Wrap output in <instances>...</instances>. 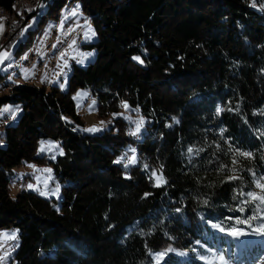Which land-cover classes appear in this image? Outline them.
Wrapping results in <instances>:
<instances>
[{
	"label": "trees",
	"instance_id": "1",
	"mask_svg": "<svg viewBox=\"0 0 264 264\" xmlns=\"http://www.w3.org/2000/svg\"><path fill=\"white\" fill-rule=\"evenodd\" d=\"M75 2L94 27L97 39L80 42L94 59L71 67L66 91L35 84L40 70L29 62V79L0 97V108L23 109L0 136V229L18 230L16 263L155 264L151 254L164 251L163 264H206L209 251L232 253L241 242L226 231L256 232L263 211L240 193H259L252 173L264 176V0H53L39 27ZM17 17L8 45L24 24ZM80 88L96 97L99 117L120 114L126 102L145 130L132 135L122 116L99 134L74 130L84 124L73 97ZM47 138L63 147L54 161L37 154ZM127 147L137 164L115 162ZM24 163L53 166L59 202L12 194Z\"/></svg>",
	"mask_w": 264,
	"mask_h": 264
},
{
	"label": "rangeland",
	"instance_id": "2",
	"mask_svg": "<svg viewBox=\"0 0 264 264\" xmlns=\"http://www.w3.org/2000/svg\"><path fill=\"white\" fill-rule=\"evenodd\" d=\"M52 1L53 0H45L41 3L39 9L29 10L30 16L27 15V19H25L24 24L21 25L17 37L9 45L7 42L11 35V31L9 37L5 39L4 35L6 34L7 36V24L3 19H0V51H11V58L6 60L3 66H0V97L5 92H9L12 88V86L6 88L8 84L11 85L12 82L23 84V78L21 76L25 75L27 72L36 70L30 69L34 65L40 70V74H36V77L33 78L35 84L46 86L47 89H50L52 86H58L66 91L68 88L71 67L74 64L79 67H86L88 63L94 59V50H85L80 46V42H94L97 37L90 18L81 10L78 2L64 5L61 9L59 18H49L39 27V21L42 18V15L47 12L49 4ZM74 9L78 11V15L69 16L67 20H64V17ZM18 20L19 17L16 18V22H18ZM62 20H64L63 29L60 27ZM35 29H38V31L34 43L27 46L20 54L17 53L18 46L25 40L28 31ZM86 32L94 33V35L88 39L85 37ZM82 37L83 40L81 41ZM73 41H75V44L72 43ZM33 56L36 57L35 61L34 58L32 59ZM80 60H83V63L78 62ZM29 62L32 64L31 67L29 66ZM65 62L67 64L66 67ZM8 64H10L11 67H7ZM61 69H63V72H61ZM38 76H40V79L37 78ZM61 85H63V87H61ZM73 97L77 112L81 114L84 120L83 125H75L74 130L76 131L88 134H99L108 129L113 124L114 119L118 116H122L127 120L131 124V131H134L136 122L141 120L139 115H137L131 108L123 109L120 114H111L105 118L99 117L97 114V99L92 95L91 91L86 88H80L77 90L73 94ZM9 106L12 109L19 108L20 111L16 114L13 123H10L12 117L10 111H3V113L0 114V136L4 124L8 126L16 124L22 114L23 109L19 104L7 103L4 104L0 110ZM92 126H96L102 130L94 133L83 131V129ZM142 127L145 130V124H143ZM41 141L52 142L53 144L59 145V148H56L53 151H40L39 143L38 156L42 157L46 155L50 160L54 161L59 155H61L59 154V149H63V147L60 141L50 138L42 139ZM133 150L136 157V163H128V158L133 155ZM121 157H124L123 160H126L128 165L137 164V151L133 147H127ZM49 169L51 172L46 171ZM15 170L17 173L16 178L11 183V192L13 195L26 190L37 192L45 198H54L57 202L60 201L62 184L55 177L53 166L51 164L24 163ZM29 185H32V187L30 188ZM57 185H59V192L53 194L52 190L55 189ZM261 224H264V205L263 211L257 221L256 232L249 233L242 229H238L241 234L234 237L241 242L239 248L236 247L232 253L228 249L223 255L224 261L218 259L220 255L209 258V255L211 254V251H209L206 256V264H264V233L257 231ZM215 225L219 224L213 223V229L216 232H222L220 230L222 226L219 225L220 228H217ZM13 233L16 235L15 240H8L4 235H11ZM226 233L231 234V232L227 231ZM17 246L18 230L16 228L0 229V257H4V253L6 252L10 253V255L4 257V259L0 261V264H17L15 260ZM161 252L165 253V255L162 258H158V254ZM168 254V252L157 251L153 252L151 255L155 264H163L168 258Z\"/></svg>",
	"mask_w": 264,
	"mask_h": 264
},
{
	"label": "snow or ice",
	"instance_id": "3",
	"mask_svg": "<svg viewBox=\"0 0 264 264\" xmlns=\"http://www.w3.org/2000/svg\"><path fill=\"white\" fill-rule=\"evenodd\" d=\"M253 6H255V0H253ZM262 7H264V6H262ZM77 15H78V11L74 9V10H72L71 12H69L64 17V20H67L69 18V16H77ZM64 20L61 21V25H60L61 29H63ZM92 35H94V33H89V32H86L85 33V37L88 38V39H90ZM72 43L75 44V41H73ZM10 58H11V51L10 50L0 51V66H3L4 65V62L6 60H9ZM134 59L139 60V57H134ZM78 62L83 63V60H80ZM66 66H67V64L65 62V67ZM7 67H11V65L8 64ZM61 72H63V69H61ZM61 87H63V85H61ZM122 104L127 109V107H128L127 103L126 102H122ZM3 111H10L11 114H12V117L15 118L16 114L20 111V109L19 108L12 109L9 106V107H7V108H5L3 110H0V114H2ZM137 111H138V109H137ZM220 111H221V109H218L217 110L218 113ZM114 115H116V114H114ZM101 123H103V122H101ZM143 123H144L143 118H141L140 121L136 122V127H135L134 131H132L131 134L132 135H136L137 133H139L140 130H141V127L143 126ZM101 130H102L101 128H98L96 126H92L90 128L83 129V131L90 132V133L98 132V131H101ZM221 132H223V130H221ZM262 135H264V133H262ZM56 148H59V145L53 144L52 142H45V141H41L40 142V151H53ZM230 151H234L235 155H237V156H243V157H247V158H251L252 157V153L251 152H241L238 148L237 149H234V150L230 148ZM188 152H189V154H191L193 152V149L192 148H189L188 149ZM59 154H61V155L64 154L63 153V149H59ZM123 159H124V157H121V158H119L115 162L116 163H120ZM232 162H233V164H235L236 163V159L234 158ZM128 163H136V157H135V154H134V150H133V155L130 158H128ZM125 167H127V164H125ZM147 167L148 166L145 165V168H147ZM233 170L235 171V169H233ZM46 171L47 172H51L50 169L49 170H46ZM152 175L154 177H156L157 185H159V184H161V183L164 182L162 176H157V174L155 173V171L152 172ZM252 175H253L254 180H255V185H256V187L258 189H260V192L259 193L258 192H255V191L247 192V193L241 192L240 195L246 196L248 198L247 200L243 201V203L259 202V204L264 205V183L261 182L262 180H264V176L259 177V178H256L254 172L252 173ZM228 179L229 180H235V179H239V177H237V176H230ZM29 187L31 188L32 185H29ZM52 192H53V194L58 193L59 192V185H57L56 188L52 190ZM205 203H207V201H205ZM240 210L243 211L244 209L241 208ZM177 211H179V209ZM245 222H247V221H245ZM215 227L220 228L219 225H215ZM220 230L221 231H224L223 228H220ZM257 231H259L261 233H264V224H261L260 228L257 229ZM231 234L234 235V236H236V235H240L241 233L237 229H232L231 230ZM4 235L6 236V238L8 240H15L16 239L15 233H13L11 235H8V234H4ZM169 251H171V249H169ZM8 255H10V253H8V252L4 253V257H7ZM164 255H165V253H163V252L159 253L158 254V258H162ZM4 257H0V261H2L4 259ZM200 259L203 260V259H205V257L201 256ZM218 259L220 261H224V256L223 255H220L218 257Z\"/></svg>",
	"mask_w": 264,
	"mask_h": 264
},
{
	"label": "built area",
	"instance_id": "4",
	"mask_svg": "<svg viewBox=\"0 0 264 264\" xmlns=\"http://www.w3.org/2000/svg\"><path fill=\"white\" fill-rule=\"evenodd\" d=\"M40 1L41 0H14L13 8L11 10H8L5 7H0V19H3L7 24V36H5V39L9 37L12 25L18 14H20L24 20L27 19L26 12L30 9H35Z\"/></svg>",
	"mask_w": 264,
	"mask_h": 264
},
{
	"label": "crops",
	"instance_id": "5",
	"mask_svg": "<svg viewBox=\"0 0 264 264\" xmlns=\"http://www.w3.org/2000/svg\"><path fill=\"white\" fill-rule=\"evenodd\" d=\"M5 36H6V34L4 35V37H5ZM34 61H35V58H34ZM30 64H31V63H30ZM31 65H32V64H31ZM37 72H38V73H37ZM35 73H36V74H40V71H35ZM30 75H31V74H27V75L24 76V78L27 76V77H26V81H27V79H29ZM33 77H34V76H33ZM13 120H14V118L12 117L11 122H12Z\"/></svg>",
	"mask_w": 264,
	"mask_h": 264
},
{
	"label": "bare ground",
	"instance_id": "6",
	"mask_svg": "<svg viewBox=\"0 0 264 264\" xmlns=\"http://www.w3.org/2000/svg\"><path fill=\"white\" fill-rule=\"evenodd\" d=\"M43 1H45V0H41L40 3H39V5H38L37 7H35V9H36V8H39L40 5H41V3H42ZM33 62H34V61H33Z\"/></svg>",
	"mask_w": 264,
	"mask_h": 264
}]
</instances>
